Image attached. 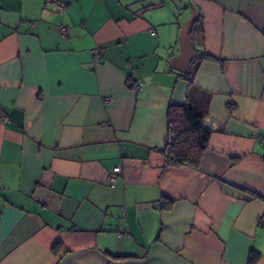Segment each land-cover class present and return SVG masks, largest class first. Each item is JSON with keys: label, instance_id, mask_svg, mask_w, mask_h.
Returning a JSON list of instances; mask_svg holds the SVG:
<instances>
[{"label": "crops", "instance_id": "obj_1", "mask_svg": "<svg viewBox=\"0 0 264 264\" xmlns=\"http://www.w3.org/2000/svg\"><path fill=\"white\" fill-rule=\"evenodd\" d=\"M184 104L197 168L160 153ZM262 213L264 0H0V264H264Z\"/></svg>", "mask_w": 264, "mask_h": 264}, {"label": "trees", "instance_id": "obj_2", "mask_svg": "<svg viewBox=\"0 0 264 264\" xmlns=\"http://www.w3.org/2000/svg\"><path fill=\"white\" fill-rule=\"evenodd\" d=\"M198 20L199 16L193 24L192 31L195 30ZM202 57L213 59L206 54ZM204 113V111L198 112L186 104L169 106L167 143L164 149L160 150L167 165L198 167L210 134L203 126ZM254 259L255 254L252 253L249 263H253Z\"/></svg>", "mask_w": 264, "mask_h": 264}, {"label": "water", "instance_id": "obj_3", "mask_svg": "<svg viewBox=\"0 0 264 264\" xmlns=\"http://www.w3.org/2000/svg\"><path fill=\"white\" fill-rule=\"evenodd\" d=\"M196 18L197 12L193 9L190 17L184 21L180 30V54L170 61L171 66L181 72H187L193 59L200 58V55L193 50L190 38Z\"/></svg>", "mask_w": 264, "mask_h": 264}, {"label": "built area", "instance_id": "obj_4", "mask_svg": "<svg viewBox=\"0 0 264 264\" xmlns=\"http://www.w3.org/2000/svg\"><path fill=\"white\" fill-rule=\"evenodd\" d=\"M45 2L46 3H53L56 10H60V9H65L68 6L70 0H45ZM61 33L63 35L66 34V28L65 27H62ZM100 58H101V56L99 54H96V52H95V55L93 57L94 62H99ZM8 119H9L8 116H6V115L2 116V120L4 122L8 121ZM120 170H121L120 166L116 165L112 168V171L108 173L106 181L110 186L114 185V183L117 179L116 175H117V173L120 172ZM259 224L264 225V213H262L261 216L259 217Z\"/></svg>", "mask_w": 264, "mask_h": 264}, {"label": "rangeland", "instance_id": "obj_5", "mask_svg": "<svg viewBox=\"0 0 264 264\" xmlns=\"http://www.w3.org/2000/svg\"><path fill=\"white\" fill-rule=\"evenodd\" d=\"M184 21H185V20H183L182 24L184 23ZM182 24H181V25H182Z\"/></svg>", "mask_w": 264, "mask_h": 264}]
</instances>
